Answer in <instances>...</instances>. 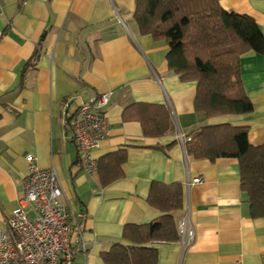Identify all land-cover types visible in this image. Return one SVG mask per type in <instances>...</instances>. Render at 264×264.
<instances>
[{
	"label": "crops",
	"instance_id": "obj_1",
	"mask_svg": "<svg viewBox=\"0 0 264 264\" xmlns=\"http://www.w3.org/2000/svg\"><path fill=\"white\" fill-rule=\"evenodd\" d=\"M247 15L264 36V0H218ZM135 0H0V229L23 198L26 156L56 173L65 212L72 216L71 264H105L102 255L123 239L125 226L151 223L162 214L147 196L153 183L180 184L193 241H154L156 264H264V218H252L233 158L193 160L180 142L202 125L248 127V142L264 144V56L240 59L241 81L253 111L204 119L193 110L196 83L182 82L167 66V45L140 36ZM108 94L101 108L108 135L92 151L95 161L125 150L123 177L101 187L86 174L67 120L89 99ZM163 105L170 129L143 136L137 121L124 122L133 104ZM171 148H164L171 143ZM164 146L163 149L154 148ZM200 178V183H192ZM136 246V245H135Z\"/></svg>",
	"mask_w": 264,
	"mask_h": 264
},
{
	"label": "trees",
	"instance_id": "obj_2",
	"mask_svg": "<svg viewBox=\"0 0 264 264\" xmlns=\"http://www.w3.org/2000/svg\"><path fill=\"white\" fill-rule=\"evenodd\" d=\"M132 17L140 36L166 43L168 69L180 81L196 83L194 112L212 119L253 111L242 86L240 59L249 52L264 56V36L251 17L225 11L218 0H135ZM122 120L137 121L143 136L151 139L165 136L170 129L163 105H130ZM182 138L185 153L193 160L236 159L250 216L264 218V144L248 142L247 126L202 125ZM125 154L120 149L95 161L101 187L123 177ZM183 196L180 184L153 183L147 202L162 215L146 225L125 226L122 237L134 246L113 245L102 255L103 262L156 264L157 251L142 245L179 239L176 214L182 210Z\"/></svg>",
	"mask_w": 264,
	"mask_h": 264
},
{
	"label": "built area",
	"instance_id": "obj_3",
	"mask_svg": "<svg viewBox=\"0 0 264 264\" xmlns=\"http://www.w3.org/2000/svg\"><path fill=\"white\" fill-rule=\"evenodd\" d=\"M108 94L82 102L73 113L71 138L78 149V163L88 175L96 174L92 151L99 148L108 135V120L101 108ZM183 145V138L180 136ZM27 175L23 198L0 229V264H71L75 251L71 247L72 216L65 212L63 192L56 173L40 169L33 156H26ZM195 178L192 183H200ZM178 232L185 244L193 241V231L186 219L178 222Z\"/></svg>",
	"mask_w": 264,
	"mask_h": 264
},
{
	"label": "rangeland",
	"instance_id": "obj_4",
	"mask_svg": "<svg viewBox=\"0 0 264 264\" xmlns=\"http://www.w3.org/2000/svg\"><path fill=\"white\" fill-rule=\"evenodd\" d=\"M135 23V22H134Z\"/></svg>",
	"mask_w": 264,
	"mask_h": 264
}]
</instances>
